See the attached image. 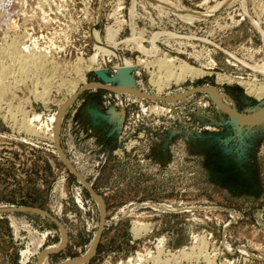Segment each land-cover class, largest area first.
I'll list each match as a JSON object with an SVG mask.
<instances>
[{
    "label": "rangeland",
    "instance_id": "rangeland-1",
    "mask_svg": "<svg viewBox=\"0 0 264 264\" xmlns=\"http://www.w3.org/2000/svg\"><path fill=\"white\" fill-rule=\"evenodd\" d=\"M167 1L0 0V264H264V0Z\"/></svg>",
    "mask_w": 264,
    "mask_h": 264
},
{
    "label": "bare ground",
    "instance_id": "bare-ground-1",
    "mask_svg": "<svg viewBox=\"0 0 264 264\" xmlns=\"http://www.w3.org/2000/svg\"><path fill=\"white\" fill-rule=\"evenodd\" d=\"M152 1H154L153 3H155L157 6H160V7H163V6H161V4L162 5H167V6H170V7H173L174 8V10H176V11H184V9H182V7H179V6H176L175 5V3L174 4H172L171 2H169V1H167V0H152ZM168 2V3H167ZM186 14V13H185ZM185 14H183V16H185V17H190V16H193L192 14H189V13H187L188 15H185ZM1 15V14H0ZM190 15V16H189ZM182 16V15H181ZM94 29V28H93ZM95 44H96V48L97 49H99L100 50V52L102 51L103 53H106V55H115V40L113 41V38H114V34H115V32H116V30L114 31V29H108L107 30V33H106V37H105V39L104 40H99L100 38H99V35H98V31L95 29ZM91 33H92V29H91ZM117 33V32H116ZM92 35V34H91ZM93 38V37H92ZM131 41V40H130ZM34 50V49H33ZM12 51V50H11ZM15 53V51H13V52H11V54H14ZM41 53V52H40ZM102 53V54H103ZM8 54V53H7ZM16 54H19V52L17 51V53ZM22 54V53H21ZM23 55V54H22ZM39 55H35V56H33L31 59L29 58V60H28V58H22V60H25V62H23V61H21V62H23V63H25V65H24V67L26 66L27 68H29V67H31L30 65H35L36 63H38L37 61H38V59H39V57H41V55L38 57ZM117 56V55H116ZM20 57H21V55H20ZM163 57V56H162ZM9 58V57H8ZM19 59H21V58H19ZM120 61V64H119V68L122 70L121 72H123V74L121 73V75H122V77H120V76H118V81L120 82V83H122V85H125L126 84V79H128L127 77H125L127 74V71L128 70H130V64L126 61V59H123V58H121V59H119ZM169 61V60H168ZM167 60H163L162 61V63H160L161 62V60H160V62H159V65H161L162 66V64H163V66L162 67H166L165 68V71L167 70V72H165V75H166V77H165V81H166V79L168 80V78L169 77H173L174 78V80L176 79V80H178V79H181V78H183L184 76H187V75H190V76H195V75H197V74H199V70H197V69H195V68H193V67H190V66H188V65H186V64H180V65H178V67H176L177 69H179V71L176 73V72H171V66H170V64H169V62H168ZM40 62V61H39ZM22 63V64H23ZM2 64V63H1ZM26 67H25V69H26ZM21 68V67H20ZM96 68V67H95ZM95 70V69H94ZM161 70V69H160ZM33 71V70H32ZM99 71V70H98ZM19 72V71H18ZM22 73V72H21ZM1 75V74H0ZM102 76L103 77H106V75L102 72ZM115 78V77H114ZM113 78V79H114ZM164 79V78H163ZM160 81V80H159ZM162 82V81H161ZM177 82V81H176ZM158 83V82H157ZM163 83V82H162ZM245 83V82H244ZM246 84V83H245ZM247 85V84H246ZM3 86V84L1 83L0 84V90H3L2 87ZM5 86V85H4ZM71 86V85H70ZM69 86V87H70ZM248 86H249V88H250V90L251 91H253L254 92V94H256L257 96H261L262 94L264 95V83H248ZM124 87L125 86H122L121 88L122 89H124ZM5 88V87H4ZM118 90V89H117ZM120 90V89H119ZM71 91H74L73 90V88H72V90ZM45 92V91H44ZM250 92V91H249ZM1 93V92H0ZM212 98H213V100H214V102H216V103H218V101L215 99V97H214V95L212 96ZM259 98V97H258ZM62 113H63V111H62ZM262 117H264V107H262L261 108V110H260V112L258 113V115L255 117V118H253V119H259V118H262ZM53 121V119H51V121L50 122H52ZM240 123V122H239ZM31 126V125H30ZM33 132V131H32ZM50 137L52 136V133L50 132ZM52 138V137H51ZM53 141V140H52ZM96 200H98L97 202H99V199L96 197ZM135 222V221H134ZM140 225L139 223H134V226L132 227V229H133V231H134V233H135V235L136 234H138L139 233V226L138 225ZM142 225H144V224H142ZM147 226V225H146ZM142 227H144V226H142ZM141 228V227H140ZM146 228V227H145ZM138 232V233H137ZM62 242H63V237H62ZM198 242V241H197ZM62 244V243H61ZM58 246H59V244H58ZM61 246V245H60ZM91 248V247H90ZM54 249V248H53ZM52 249V250H53ZM51 250V249H50ZM185 253V252H184ZM180 254H183V252L181 253L180 252ZM180 254H179V256H180ZM185 254H188V253H185ZM43 255V254H42ZM189 255V254H188ZM188 255H184L185 257L186 256H188ZM194 255V254H193ZM173 256V255H172ZM171 256V257H172ZM177 256V255H176ZM179 256H177V257H179ZM183 256V255H182ZM182 256H181V258H182ZM205 256V255H204ZM189 257V256H188ZM173 259H175L174 257H172ZM171 258V259H172ZM190 258V257H189ZM178 259V258H177ZM205 259V258H204ZM168 260V259H167ZM207 260H208V257H207ZM166 261V260H165ZM174 261V260H173ZM172 261V262H173ZM167 262V261H166ZM170 263H171V260H170ZM209 263V262H208ZM211 263V262H210ZM40 264H43V261L40 263ZM62 264H75L74 262H69V263H62ZM167 264V263H166Z\"/></svg>",
    "mask_w": 264,
    "mask_h": 264
},
{
    "label": "water",
    "instance_id": "water-1",
    "mask_svg": "<svg viewBox=\"0 0 264 264\" xmlns=\"http://www.w3.org/2000/svg\"><path fill=\"white\" fill-rule=\"evenodd\" d=\"M96 27H98V24L96 25ZM96 73L100 77V79L104 80V77L102 76L100 71H96ZM96 85L99 86V87L105 88V89H107L109 91H116L114 88L109 87V86L105 85L102 82H97ZM200 89L204 90L206 92H209V91L210 92H214L216 94L217 98H218L217 106L220 109V111H222L223 113L227 114L229 117L235 118L241 124H245L247 126H258V125L264 124V117L259 118V119L249 118L245 114L240 113V112L234 110L233 108H230V107L226 106L224 101H223L221 93L218 91V89L216 87H214V86H204V87H201ZM83 183H85V182L83 181ZM88 190L92 194V196L97 197L99 199V195L96 194V192H94L90 187H88ZM96 246H97V239L93 241L90 253L95 251Z\"/></svg>",
    "mask_w": 264,
    "mask_h": 264
}]
</instances>
